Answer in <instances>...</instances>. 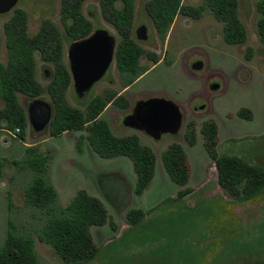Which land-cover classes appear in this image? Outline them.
Returning a JSON list of instances; mask_svg holds the SVG:
<instances>
[{"label":"rangeland","instance_id":"rangeland-1","mask_svg":"<svg viewBox=\"0 0 264 264\" xmlns=\"http://www.w3.org/2000/svg\"><path fill=\"white\" fill-rule=\"evenodd\" d=\"M145 1L133 0L132 37L144 51L156 55L158 62L152 64L143 54L139 64L150 67L122 90L112 61L106 78L95 83L89 92L93 90L91 97L111 87L129 102L153 96L177 105L182 115L179 130L175 135L162 134L158 140L121 125L133 103L124 109L109 105L101 113L114 135L136 132L140 141L152 149L155 160L150 182L140 195H134L135 175L130 161L124 156H98L83 137L84 131L69 130L50 136L48 127L36 133L29 125L21 140L15 131L1 129L0 161L4 165L0 179V246L10 219L17 232L31 233L41 264H65L33 230L40 221L36 218L39 213L24 204L23 195L33 172L18 170L13 162L21 159L26 146L38 144L42 152L50 155L47 175L57 191L59 206H65L78 189H84L98 197L108 211L113 228L109 224L91 227L98 250L92 260L82 264H264V188L241 202L225 196L216 183L215 167L200 133L201 122H213L218 154L233 155L264 168V41L259 40L256 30L258 0H237V16L246 32L241 44L225 43L221 24L206 11L198 19L177 14L161 40L144 10ZM181 2L195 6L200 0ZM115 5L120 6L118 2ZM60 6L61 0H19L16 5L27 13L29 34L38 30L43 19L59 28L63 60L67 62L71 39L61 24ZM82 10L93 29L105 28L116 38L114 28L101 14L99 0H85ZM11 15L12 11L0 14L1 62L7 59L3 24ZM139 25L145 26V40L133 35ZM35 58L36 77L45 86L48 79L43 75L45 70H52V64L39 54ZM196 60L202 62L201 68L190 69V63ZM213 86L217 88L212 89ZM42 97L49 100L47 94ZM66 98L71 106L85 109L87 103H78L72 89ZM25 99L20 96L22 104ZM191 120L195 136L189 145L183 131ZM172 142L182 147L189 171L186 186L190 191L182 199L175 197L179 186L169 178L160 157ZM9 196L13 202L11 210L7 206ZM129 209L143 212L133 226L126 224L124 218Z\"/></svg>","mask_w":264,"mask_h":264},{"label":"trees","instance_id":"trees-1","mask_svg":"<svg viewBox=\"0 0 264 264\" xmlns=\"http://www.w3.org/2000/svg\"><path fill=\"white\" fill-rule=\"evenodd\" d=\"M84 1L61 0L60 21L66 36L71 40L81 39L92 30V24L82 10ZM116 2L120 4L119 7H116ZM99 3L103 16L112 23L117 33L113 61L123 88L150 67L139 64L143 54L150 58L152 64L157 63L158 58L144 51L132 37L133 0H99ZM144 10L161 40H164L177 14L198 19L204 11L221 24L225 43L241 44L246 39L245 28L237 16V0H200L195 6L185 5L181 0H147ZM256 10V30L259 40L263 42L264 0L256 2ZM3 30L7 59L6 62L0 61V130L7 129V132L18 129L16 133L24 140V129L29 126L27 99L46 93L55 102L51 103L53 111L47 126L50 136L81 130L98 156L126 157L135 175L132 193L140 195L153 175V151L140 141L136 132L119 136L112 133L108 123L101 118L108 103H88L85 109L65 103L64 92L70 75L62 61V35L59 28L51 20L43 19L38 30L29 34L27 13L17 8L4 22ZM37 53L45 62L52 63L55 69L52 80L46 86L39 84L35 78ZM114 95L112 91V97ZM20 96L26 98L25 104L21 103ZM124 99L122 95H117L111 104L120 109L127 108L129 103H123ZM193 128L191 120L185 124L183 131V138L189 145L194 143ZM200 133L203 147L215 167L216 183L225 196L231 201L241 202L263 190L264 168L233 155L218 154L214 147L216 127L213 122H201ZM160 157L169 178L179 186L175 197L182 199L190 191L186 186L188 167L182 147L176 142L169 143ZM49 158L50 155L42 152L38 144H32L24 148L21 159L13 160L18 170L29 169L33 172L31 183L23 191L24 204L36 208L35 211L39 213L36 218L40 221L33 230H36L40 241L51 245L65 264L86 263L95 257L98 250L91 227L109 224L113 228L112 222L104 203L84 189H78L65 206L58 205L57 191L47 175ZM3 165L4 162L0 161V179ZM7 206L9 210L13 208L10 196ZM142 216L140 209H129L124 214L126 224L130 226ZM0 264H41L31 233L17 232L14 221L10 219L4 243L0 246Z\"/></svg>","mask_w":264,"mask_h":264},{"label":"water","instance_id":"water-1","mask_svg":"<svg viewBox=\"0 0 264 264\" xmlns=\"http://www.w3.org/2000/svg\"><path fill=\"white\" fill-rule=\"evenodd\" d=\"M18 0H0V14L10 11ZM135 39L145 40V26L134 30ZM114 37L106 29H96L88 36L71 42L68 48L69 66L76 92L82 94L104 74L113 61ZM202 62L196 60L189 68H201ZM213 86L212 89H216ZM201 108V107H200ZM27 119L36 133L42 132L51 116V105L41 99H32L27 104ZM182 115L177 105L162 97H149L137 100L130 111L121 119L123 127L139 131L153 140L162 134L175 135L180 128Z\"/></svg>","mask_w":264,"mask_h":264},{"label":"flooded vegetation","instance_id":"flooded-vegetation-1","mask_svg":"<svg viewBox=\"0 0 264 264\" xmlns=\"http://www.w3.org/2000/svg\"><path fill=\"white\" fill-rule=\"evenodd\" d=\"M19 1V0H18ZM18 3V2H17ZM17 5V4H16ZM16 5L10 10V11H12V15H13V13H14V10L15 9H17V7H16ZM19 8V7H18ZM22 9V8H21ZM24 10V9H23ZM25 11V10H24ZM9 12V11H8ZM26 12V11H25ZM7 13V12H6ZM5 14V13H4ZM101 14H102V12H101ZM11 15V16H12ZM102 16H103V14H102ZM103 18L107 21V22H109L111 25H112V23L109 21V20H107L104 16H103ZM140 26V25H139ZM138 27V26H137ZM64 29V28H63ZM96 29H105V28H101V27H99V28H95V29H93L92 28V30H91V32H93L94 30H96ZM136 28H134V30H135ZM107 30V29H106ZM134 30H133V35H134ZM4 31V30H3ZM108 31V30H107ZM90 32V33H91ZM109 32V31H108ZM89 33V34H90ZM88 34V35H89ZM109 34H111L110 32H109ZM87 35V36H88ZM112 35V34H111ZM86 37V36H85ZM114 37V36H113ZM134 37H135V35H134ZM78 40V39H77ZM114 40H115V38H114ZM74 40H71V42H73ZM71 42L69 43V45L71 44ZM69 45H68V48H69ZM68 48H67V52H66V57H67V62H65L64 60H63V49H62V61H63V63L67 66V68H68V72H69V75H70V81H69V83L67 84V86H66V88H65V92H64V101H65V103H69L68 102V100H67V98H66V95H67V91L69 90V89H72V91L74 92V94L76 95V97H77V101H78V103H108L106 106H105V108H107V106H109V105H111L112 106V104L111 103H113V99L117 96V95H120L121 93H118V92H115V95L112 97V88L111 87H107V88H105L103 91H102V93H99V94H95V95H92L91 97H90V94L92 93V91L91 92H89L90 90H91V88L93 87V85H95V83H97L98 81H102L103 79H105L106 78V76H107V74H108V72H109V70L111 69V66H112V61H111V63L109 64V66L107 67V69L105 70V72H104V74L100 77V79H98L96 82H94L90 87H89V89L88 90H86V91H84L82 94H78L77 92H76V88H75V84H74V81H73V78H72V75H71V70H70V66H69V58H68ZM38 54V53H37ZM52 64V63H51ZM54 72H55V69H54V66H53V64H52V70L50 71V70H45V72H44V77L46 78V79H48V83L50 82V80H52V78H53V76H54ZM48 73H50V75H48ZM142 75V74H141ZM139 77V76H138ZM35 78H36V80L38 81V83L39 84H41L40 82H39V80L37 79V77H36V68H35ZM137 79V78H136ZM100 81V82H101ZM99 82V83H100ZM47 83V84H48ZM110 83H112V80L110 81ZM46 84V85H47ZM42 85V84H41ZM45 85V86H46ZM43 86V85H42ZM129 86V85H128ZM128 86H126V87H123V88H121L122 90H125V89H127V87ZM94 89V88H93ZM44 94H46V93H44ZM44 94H42L41 96H38V97H36V98H34V99H41V100H44V101H46V102H48L50 105H51V108H52V111H53V106H52V104L51 103H55L53 100H51L50 99V97H49V95H48V97H49V100H45V99H43V95ZM89 97V98H88ZM149 97H153V96H142V97H137V98H135L132 102H129V101H127L126 100V98L124 99V102L123 103H135L137 100H140V99H146V98H149ZM88 98V99H87ZM98 98H100L101 100H98ZM32 100V99H31ZM30 100V101H31ZM29 103V102H28ZM86 104V105H87ZM105 108L103 109V111L105 110ZM102 111V112H103ZM29 124V123H28ZM48 126V125H47ZM46 126V127H47ZM46 129V128H45Z\"/></svg>","mask_w":264,"mask_h":264},{"label":"built area","instance_id":"built-area-1","mask_svg":"<svg viewBox=\"0 0 264 264\" xmlns=\"http://www.w3.org/2000/svg\"><path fill=\"white\" fill-rule=\"evenodd\" d=\"M17 131H18V129L15 130V132H17Z\"/></svg>","mask_w":264,"mask_h":264},{"label":"crops","instance_id":"crops-1","mask_svg":"<svg viewBox=\"0 0 264 264\" xmlns=\"http://www.w3.org/2000/svg\"><path fill=\"white\" fill-rule=\"evenodd\" d=\"M108 107V106H107ZM216 131H217V128H216ZM189 172V171H188Z\"/></svg>","mask_w":264,"mask_h":264}]
</instances>
